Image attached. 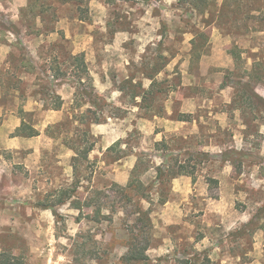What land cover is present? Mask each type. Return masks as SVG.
I'll return each mask as SVG.
<instances>
[{"label": "rangeland", "instance_id": "1", "mask_svg": "<svg viewBox=\"0 0 264 264\" xmlns=\"http://www.w3.org/2000/svg\"><path fill=\"white\" fill-rule=\"evenodd\" d=\"M3 1L0 36L13 33L19 61L1 79L0 129L15 117L3 134L14 139L24 118L42 139L0 148V254L22 264H126L136 217L119 195L133 184L150 213L149 264H264V0H29L17 27ZM79 54L91 79L82 83L109 118L89 128L94 150L75 166L67 144L87 139L70 118V58ZM161 55L165 65L153 61ZM156 63L163 86L152 100ZM48 94L64 102L59 115L45 111ZM59 117L65 126L48 133ZM119 141L127 157L115 161L121 153L107 150ZM169 162L194 176L161 186L157 169ZM65 190L76 191L72 201L56 206Z\"/></svg>", "mask_w": 264, "mask_h": 264}, {"label": "trees", "instance_id": "2", "mask_svg": "<svg viewBox=\"0 0 264 264\" xmlns=\"http://www.w3.org/2000/svg\"><path fill=\"white\" fill-rule=\"evenodd\" d=\"M196 3H205V0H194ZM199 37H204L203 33H196V36L193 43V51H194V44L195 40ZM162 46V45H160ZM201 55H197L196 58L200 60ZM70 60L72 61L73 67L75 69L76 76L78 77V87L76 88V93L74 95V103L72 107L71 112V124L78 125V128H76V131H79L80 128L85 129V137L87 139H82L80 142H72L71 144H67L68 148L72 150L75 153V157L73 158V163L75 166H78L82 164V162L87 161L89 154L94 150L95 144L90 142V135L89 134V128L92 125H100L103 122H105L109 116H107V112L105 109L103 110L102 103H104V100L97 94L93 84L89 83L88 86L82 83V81L89 80V72L87 69V65L85 62V58L83 54L71 56ZM161 61L162 63L166 62V59L161 55L156 57L153 61L158 62ZM163 65V66H164ZM162 67H157V63L151 70V74L147 76L148 79L151 80L150 89L147 91V95L150 99L155 100L157 95L159 94L158 87H162L163 83L158 81V75L161 73ZM91 80V79H90ZM175 82V81H174ZM141 85L139 84V88L141 89ZM174 89H169V92H173ZM122 92V91H121ZM48 99L53 103L51 106L45 107L47 111H55L59 112L62 111L64 102L62 99L58 96L49 95ZM132 98L135 100L138 98L137 95L132 94ZM139 110H141L140 104H137L136 106ZM152 110V116H157L159 114L160 109L159 108H151ZM118 112H120L119 108H116ZM122 116L120 114L113 115V118H121ZM65 124H59L55 127H49L47 132L49 133L51 129L55 128L58 131L61 130L62 127H64ZM21 131L23 134V137L26 138H34L39 136V132H37L33 127H29L26 125L25 120L23 118ZM75 131V132H76ZM88 135V136H87ZM123 145L122 141L117 142L112 147H110L107 150L108 154H112L114 152H120V156H115V161H119L127 156H125V152L121 151L120 148ZM123 152V153H122ZM142 164V161L139 160V165H137L136 169L132 172V179L133 181H136L137 176L139 175L140 166ZM137 175V176H136ZM180 176H190L193 177L194 173L189 172L187 168L184 165H179L175 163L174 165H171V162H169L168 165H162L157 169V181L160 183L161 186H167L172 180L176 179ZM133 184L128 187L129 189H126L124 193H121L120 196V205L119 207H122V209L127 210V215L129 217H136L134 221H136L135 226L133 225L132 231H131V238L127 242L128 246V253L123 258V262L126 264H149L150 259L147 255L148 251L151 248V239H150V213L143 212L141 207V198L136 194L138 193V189H134ZM134 190V191H133ZM62 193V199L58 201L56 206H63L65 203L72 201L74 197V192H70L69 190L60 191ZM74 205L78 204V202H73ZM94 207H96L97 204H92ZM77 210L81 209L80 206H77ZM118 207V209H119ZM103 206L100 204L98 206V209H95V216L93 219L99 218L100 211H102ZM45 210H52L55 211V206L45 205ZM82 210V209H81ZM80 210V211H81ZM130 213V214H129ZM92 219V220H93ZM128 229L130 227H127ZM135 229L137 231V235L135 234ZM145 237L144 240L141 241V239ZM13 258V257H12ZM0 264H22L21 261H19L17 258H9L6 254H0ZM186 264H191L190 261L186 262Z\"/></svg>", "mask_w": 264, "mask_h": 264}, {"label": "crops", "instance_id": "3", "mask_svg": "<svg viewBox=\"0 0 264 264\" xmlns=\"http://www.w3.org/2000/svg\"><path fill=\"white\" fill-rule=\"evenodd\" d=\"M3 2H7L8 5L10 6L11 10H9V12H11V15L13 16L11 19L13 21V24L17 27L20 22L22 23L23 11L29 7V5H30L29 0H9V1L4 0ZM0 5L2 6L1 3H0ZM19 16H20V18H19ZM39 25L37 27H41ZM8 34H10L11 37H13V38H11V37L6 38V42H3L2 37L0 36V99L2 96V91H3V86H4L2 84L1 79L3 76L8 75L9 72H11L13 70L14 63L19 61L18 58H15L16 54H17L18 40L15 38V36H12L13 33H8ZM34 41L35 42L37 41V42H40L41 44H43L45 42V39L43 37H35ZM24 42L26 43L25 46L27 44L31 43L30 39H25L23 41V43ZM24 63H26L25 60H20V64H24ZM35 104H37V102H35ZM2 111H3V108L0 106V114ZM45 111H47V110L45 109ZM47 112H48L47 113L48 115H53V116L60 114V111L59 112L47 111ZM25 113H31V112H25ZM15 120H16L15 117H11V119H8V121H6L5 124L3 125V127H1V129H0V146H1L0 148L1 149L7 150V151H9V150L18 151V149H21L24 146H25V148H28L27 144H29L35 140V138L31 139V138L23 137V134L21 131L22 123L20 125V122H18V124H15V126H13L14 131L18 132L19 135L17 137H15L14 139L13 138L12 139H8V138L5 139L3 136L4 129L6 127H8L9 124L13 123ZM59 124H60V117L57 118V120L55 122H53V124H51V126L53 127V126H56ZM36 138H38L40 140V139H42V136L39 135ZM40 153L41 152H31L30 155L34 156V155H37Z\"/></svg>", "mask_w": 264, "mask_h": 264}]
</instances>
